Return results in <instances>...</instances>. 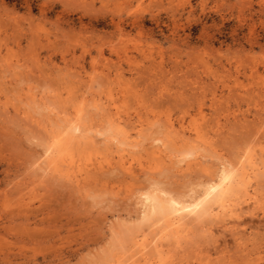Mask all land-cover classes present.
I'll return each instance as SVG.
<instances>
[{"label":"rangeland","instance_id":"1","mask_svg":"<svg viewBox=\"0 0 264 264\" xmlns=\"http://www.w3.org/2000/svg\"><path fill=\"white\" fill-rule=\"evenodd\" d=\"M223 165L227 210L144 217ZM0 264H264V0H0Z\"/></svg>","mask_w":264,"mask_h":264},{"label":"bare ground","instance_id":"2","mask_svg":"<svg viewBox=\"0 0 264 264\" xmlns=\"http://www.w3.org/2000/svg\"><path fill=\"white\" fill-rule=\"evenodd\" d=\"M81 124H71L70 130L72 132V136L62 137L61 139L55 140L53 144L48 145L46 149V152H48L47 156L50 160V164L53 165L55 170H60L58 167L62 163L67 170L66 174L70 175L69 170H71V168L76 164L77 161L76 154L75 151H73V148H75V145L78 144L77 142H79L76 137L77 135L75 136V134L82 132ZM154 142L157 141L154 140ZM245 175L249 177L250 173ZM217 176V178H211L210 180L208 179L209 183H207L208 185L206 187L204 186L205 191L203 192V195L193 198H182L181 196L171 195L168 193V196L165 195L166 197H162L159 194L161 190L160 192H145L144 202L146 204V209L144 211V217L157 221L161 219L165 220L167 226H172L173 229H175L176 227H178L181 221L186 218L192 217L193 219L195 217L196 219H201L210 216L212 214L210 204L213 201H216L220 208L227 210V207L230 206V203H227L228 200H226V197H228V195L232 191V186L237 180V176L236 173L230 169V167L224 165L221 168L219 175ZM170 228L168 229L170 230ZM173 229L171 231H173ZM144 240V237H141V240H138L136 236L135 238H133V242L135 245L144 243Z\"/></svg>","mask_w":264,"mask_h":264}]
</instances>
